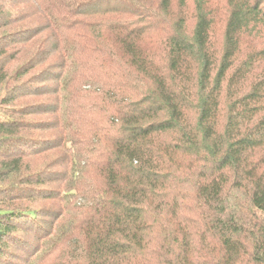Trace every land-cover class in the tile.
I'll list each match as a JSON object with an SVG mask.
<instances>
[{"label": "trees", "instance_id": "16d2710c", "mask_svg": "<svg viewBox=\"0 0 264 264\" xmlns=\"http://www.w3.org/2000/svg\"><path fill=\"white\" fill-rule=\"evenodd\" d=\"M217 5L0 0V264H264V0Z\"/></svg>", "mask_w": 264, "mask_h": 264}, {"label": "rangeland", "instance_id": "374dc122", "mask_svg": "<svg viewBox=\"0 0 264 264\" xmlns=\"http://www.w3.org/2000/svg\"><path fill=\"white\" fill-rule=\"evenodd\" d=\"M223 3H224V0H217V4H218L217 7L221 10V12H220V22H219V24L216 27V31H217V34H218V38H217L216 41L219 42L218 44H220V42L222 41V32L224 30V26L221 23V21H222V12H223L222 11ZM49 188H51V187H49ZM36 206H40V207H37V208H41V209L49 208V205H45L44 203H38V205H36Z\"/></svg>", "mask_w": 264, "mask_h": 264}]
</instances>
